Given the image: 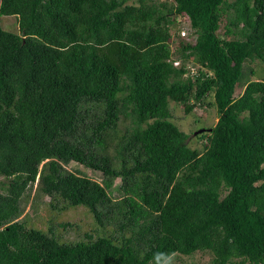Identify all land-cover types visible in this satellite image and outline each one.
I'll return each instance as SVG.
<instances>
[{"label":"trees","instance_id":"obj_1","mask_svg":"<svg viewBox=\"0 0 264 264\" xmlns=\"http://www.w3.org/2000/svg\"><path fill=\"white\" fill-rule=\"evenodd\" d=\"M0 15L18 26L0 27V264H161L196 251L264 264V73L244 74L247 61L264 66V0H0ZM178 15L192 39H171ZM171 102L215 106L201 148ZM71 162L119 178L120 196ZM34 183L52 207L88 208L102 235L63 243L26 227Z\"/></svg>","mask_w":264,"mask_h":264},{"label":"rangeland","instance_id":"obj_2","mask_svg":"<svg viewBox=\"0 0 264 264\" xmlns=\"http://www.w3.org/2000/svg\"><path fill=\"white\" fill-rule=\"evenodd\" d=\"M139 0H127V3L138 4ZM155 2H162L165 0H152ZM232 1V0H228ZM223 23L225 19L221 20L220 30L222 33ZM175 28H185L189 26V21L186 17L177 16ZM0 27L4 30L14 32L17 31L16 17L13 15H0ZM175 40L174 33H171ZM227 38H232L228 36ZM192 39V38H189ZM178 59V58H177ZM264 73V66L258 60L247 61L244 64V74L246 79H260ZM244 83L240 82L237 86L235 94L242 92ZM208 101L211 97H208ZM170 111L172 120L179 126V128L188 134L187 143L190 146L201 148V140L196 138L193 133L203 127L212 126L217 120L216 108L213 105L203 103L200 107H195L191 113L186 114L181 104L170 103ZM123 123L120 124L122 126ZM65 168L85 174L91 179L96 180L105 191L112 197L120 196L118 186L119 178L109 175H103L101 172L88 169L79 163L71 162L65 165ZM1 179V178H0ZM50 198L43 195L36 189L34 183L30 196L24 204V210L19 218L23 221L26 227L36 228L48 233L51 231L53 235L63 243H74L86 240V235H91L96 238L102 235L101 228L97 225L92 214L83 205L63 207V202L58 200L56 208L50 205ZM110 226H108V229ZM50 229V230H49ZM212 255L208 251H196L191 255L173 254L165 258L161 264H210Z\"/></svg>","mask_w":264,"mask_h":264},{"label":"built area","instance_id":"obj_3","mask_svg":"<svg viewBox=\"0 0 264 264\" xmlns=\"http://www.w3.org/2000/svg\"><path fill=\"white\" fill-rule=\"evenodd\" d=\"M178 16H182V15H178ZM182 17H185V16H182ZM188 28H189V26L186 27V30H185V28H181V27H179V29L173 28L171 33L177 32L182 38H185L186 40H190ZM172 64L174 66L178 67V66H180V61L178 59H173ZM185 69H186V72H185L184 76L189 75V76L194 77L195 75L198 74V71H197L198 66L197 65H193L190 63V64L186 65Z\"/></svg>","mask_w":264,"mask_h":264},{"label":"water","instance_id":"obj_4","mask_svg":"<svg viewBox=\"0 0 264 264\" xmlns=\"http://www.w3.org/2000/svg\"><path fill=\"white\" fill-rule=\"evenodd\" d=\"M205 129H207V128H201V129H198V130H196V131L193 133V135H196V134H198V133L204 131ZM207 130H210V129L208 128Z\"/></svg>","mask_w":264,"mask_h":264}]
</instances>
